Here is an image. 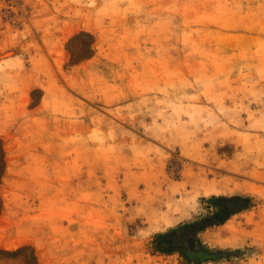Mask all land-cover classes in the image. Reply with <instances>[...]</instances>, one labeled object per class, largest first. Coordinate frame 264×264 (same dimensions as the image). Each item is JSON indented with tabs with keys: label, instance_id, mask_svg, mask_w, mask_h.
Instances as JSON below:
<instances>
[{
	"label": "rangeland",
	"instance_id": "rangeland-1",
	"mask_svg": "<svg viewBox=\"0 0 264 264\" xmlns=\"http://www.w3.org/2000/svg\"><path fill=\"white\" fill-rule=\"evenodd\" d=\"M264 264V0H0V264Z\"/></svg>",
	"mask_w": 264,
	"mask_h": 264
},
{
	"label": "trees",
	"instance_id": "trees-1",
	"mask_svg": "<svg viewBox=\"0 0 264 264\" xmlns=\"http://www.w3.org/2000/svg\"><path fill=\"white\" fill-rule=\"evenodd\" d=\"M211 212L165 233L154 236L153 245L160 253L176 254L185 264L216 262L214 251L202 245L198 235L204 230L223 224L231 216L247 209L250 199L239 196L211 197L206 200Z\"/></svg>",
	"mask_w": 264,
	"mask_h": 264
}]
</instances>
